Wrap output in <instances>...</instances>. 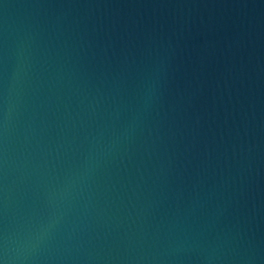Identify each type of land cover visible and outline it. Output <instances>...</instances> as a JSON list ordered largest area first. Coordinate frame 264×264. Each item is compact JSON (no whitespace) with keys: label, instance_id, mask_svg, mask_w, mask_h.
<instances>
[{"label":"water","instance_id":"95a60500","mask_svg":"<svg viewBox=\"0 0 264 264\" xmlns=\"http://www.w3.org/2000/svg\"><path fill=\"white\" fill-rule=\"evenodd\" d=\"M0 264H264V0H0Z\"/></svg>","mask_w":264,"mask_h":264}]
</instances>
